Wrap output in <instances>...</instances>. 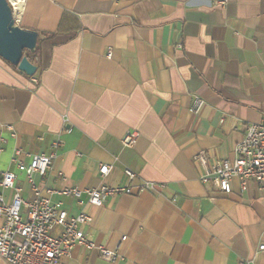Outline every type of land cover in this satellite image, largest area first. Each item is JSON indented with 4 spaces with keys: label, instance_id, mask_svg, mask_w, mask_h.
<instances>
[{
    "label": "crops",
    "instance_id": "obj_1",
    "mask_svg": "<svg viewBox=\"0 0 264 264\" xmlns=\"http://www.w3.org/2000/svg\"><path fill=\"white\" fill-rule=\"evenodd\" d=\"M14 2L16 23L39 37L33 76L0 57V171L28 198L13 151L27 164L59 138L50 169L35 177L41 188L124 184L125 168L136 173L133 192L103 206L51 196L70 214L87 212L86 236L123 255L111 263L75 246L58 264H264V194L236 180L229 194L202 184L193 158L232 160L246 126L264 123V0ZM128 130L139 138L124 147ZM143 180L163 186L136 193ZM0 192L10 201V189Z\"/></svg>",
    "mask_w": 264,
    "mask_h": 264
},
{
    "label": "built area",
    "instance_id": "obj_2",
    "mask_svg": "<svg viewBox=\"0 0 264 264\" xmlns=\"http://www.w3.org/2000/svg\"><path fill=\"white\" fill-rule=\"evenodd\" d=\"M10 4L14 13L11 0ZM106 56H111L110 50ZM202 105V99L195 96L190 110L197 114ZM63 121L66 123L67 118L64 117ZM6 128L11 136L16 135L11 126ZM68 130L66 128L65 132ZM138 138L137 130H128L121 138V143L124 147H131ZM60 144L61 140L57 138L51 143L50 153L27 154L30 156L27 164L20 158V148L13 151L11 162L17 170L24 173L30 186L28 198L22 196V189L16 183V176L12 171H0V187L12 191L10 201H6L0 192V259L7 264H58L75 246L96 250L103 260L111 263L123 258L118 248L108 249L86 236L83 226L91 221L87 212L81 210L77 214H70L60 201H53L51 196L56 194L73 197L80 207L84 204L103 206L108 197L131 194L134 190L131 182L135 180L136 173L125 168L124 184H100L84 189L41 188L35 177L45 175L50 169ZM233 152L234 158L230 160L210 158L204 150L198 151L193 158L201 170L199 181L202 184H211L225 194L231 192L233 180L237 181L241 191L254 183L257 190L264 194V123L248 124L242 139L234 145ZM110 171V165H99L98 173L101 177L107 176ZM61 177L64 179L62 175ZM162 186L161 183L143 180L135 188L136 193L155 192ZM83 194L84 200L81 199ZM56 228H60L59 233L54 232ZM125 239L126 236L122 235L120 242ZM257 251H264V243L258 245ZM241 264H253V260L244 259Z\"/></svg>",
    "mask_w": 264,
    "mask_h": 264
},
{
    "label": "water",
    "instance_id": "obj_3",
    "mask_svg": "<svg viewBox=\"0 0 264 264\" xmlns=\"http://www.w3.org/2000/svg\"><path fill=\"white\" fill-rule=\"evenodd\" d=\"M38 32L20 27L10 0H0V57L28 76H33L36 66L27 58L25 51L34 52Z\"/></svg>",
    "mask_w": 264,
    "mask_h": 264
},
{
    "label": "trees",
    "instance_id": "obj_4",
    "mask_svg": "<svg viewBox=\"0 0 264 264\" xmlns=\"http://www.w3.org/2000/svg\"><path fill=\"white\" fill-rule=\"evenodd\" d=\"M25 55L27 56V58H28L30 61L32 60V58H31V56H30V54H29L28 52L25 51Z\"/></svg>",
    "mask_w": 264,
    "mask_h": 264
},
{
    "label": "bare ground",
    "instance_id": "obj_5",
    "mask_svg": "<svg viewBox=\"0 0 264 264\" xmlns=\"http://www.w3.org/2000/svg\"><path fill=\"white\" fill-rule=\"evenodd\" d=\"M12 2H13V0H11ZM15 3V2H14ZM15 8H18L19 9V7H20V5H19V2H17V3H15Z\"/></svg>",
    "mask_w": 264,
    "mask_h": 264
}]
</instances>
